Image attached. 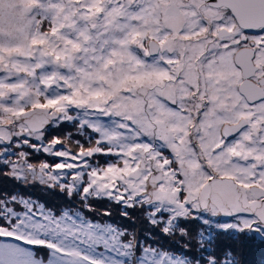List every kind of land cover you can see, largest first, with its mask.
<instances>
[{
	"label": "snow or ice",
	"instance_id": "1",
	"mask_svg": "<svg viewBox=\"0 0 264 264\" xmlns=\"http://www.w3.org/2000/svg\"><path fill=\"white\" fill-rule=\"evenodd\" d=\"M0 172L67 201L0 191V264H240L217 237L264 239V0H0Z\"/></svg>",
	"mask_w": 264,
	"mask_h": 264
},
{
	"label": "rangeland",
	"instance_id": "2",
	"mask_svg": "<svg viewBox=\"0 0 264 264\" xmlns=\"http://www.w3.org/2000/svg\"><path fill=\"white\" fill-rule=\"evenodd\" d=\"M66 132H75V129L71 125H65L63 128L58 130L60 137L64 136ZM76 139L83 140L80 136H73V140H76ZM66 143H68L69 147L76 149L74 143L67 142V141H66ZM33 156H35V155H33ZM39 158H40V161L41 160L51 161V158L46 156L45 154H43V157L39 156ZM32 159H33V157H32ZM33 161L35 162L34 159H33ZM7 179H9V178L6 175H4L2 172H0V191L17 192L18 194H21L19 187L14 184L15 183L14 180L11 181L10 183H8L5 187H2V185H4L5 182H8ZM48 190L49 189L46 188L45 193H48ZM37 199L41 202H47L49 205H61V204L67 203V201L65 200V197L59 198L57 196H51V195H46V194L38 196ZM104 204L107 205L108 207L104 206ZM96 207H97V210L110 208L111 213H112L111 218H117L118 222L120 224H123L127 228L134 229V230H137L141 233H144V230L149 227V225L143 221L142 214L139 211H130L131 216H132V220H129V219L125 220L123 217H121L120 210L115 205H109L108 203L103 202L102 204L98 203L96 205ZM133 220H134V223H133ZM191 227L195 228L197 226L192 225ZM222 236L224 237V239H226L225 241H230V239H231V241H233V243H236V244H241L242 242H245L247 240L248 243H246V244H247L248 248L245 250H247L248 252L243 250L242 245H237L238 249L237 250L234 249L235 254H236L240 264H264V239H261L259 236L255 235V234H248L246 236L241 235V236L237 237L234 234L225 233V234H222ZM248 237H253L256 240H257V238H259L263 241L259 240L256 243L252 242V244H249V238ZM172 243L174 244V242H172Z\"/></svg>",
	"mask_w": 264,
	"mask_h": 264
},
{
	"label": "trees",
	"instance_id": "3",
	"mask_svg": "<svg viewBox=\"0 0 264 264\" xmlns=\"http://www.w3.org/2000/svg\"><path fill=\"white\" fill-rule=\"evenodd\" d=\"M74 133V132H73ZM52 135H57L59 136V133H58V130H54L50 133L49 135V139H51V136ZM64 137V136H62ZM82 138V137H81ZM83 139V138H82ZM74 149V150H73ZM73 151H75L76 149L75 148H72ZM39 156H42L43 157V154H40V155H35L33 156V159L35 160V162H39L40 161V158ZM51 158V157H50ZM8 182H5L4 185H2V187H5L8 183H10L11 181H13L12 179H7ZM15 185H17L21 191V194H24L26 196H31L32 198H37L38 196H41V195H51V196H57L59 198L61 197H64L61 192L57 189V190H48V193H45V190L46 188L38 185V184H35V185H32V186H28V187H23L21 186L20 184H17V182L14 183ZM101 204L103 202H100ZM104 206L108 207L107 205L104 204ZM119 209V207H117ZM120 210V209H119ZM129 211H132V210H129ZM113 221H116L118 222V219L117 218H111ZM127 220V219H125ZM119 223V222H118ZM123 225V224H122ZM124 226V225H123ZM249 238V244H252V242L256 243L257 241H263L259 238H257V240L253 237H248ZM174 240H178L179 238L176 237V238H173ZM226 239H224V237L222 235L218 236L217 237V243L221 246V247H226V248H232V249H238V246L237 245H242L243 247V250L248 252L247 249L248 246L246 243L247 240L245 242H242L241 244H236V243H233V241H225ZM173 241L172 240H167V239H164V240H161V243L164 244L165 247H171L173 249H176L177 251H179V245L177 243H172ZM261 243V242H260ZM255 245V244H254ZM253 245V246H254Z\"/></svg>",
	"mask_w": 264,
	"mask_h": 264
}]
</instances>
